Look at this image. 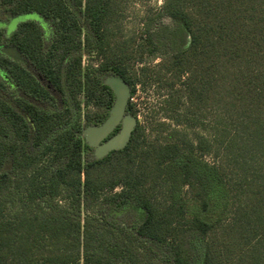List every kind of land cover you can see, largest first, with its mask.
I'll use <instances>...</instances> for the list:
<instances>
[{"label": "trees", "instance_id": "obj_1", "mask_svg": "<svg viewBox=\"0 0 264 264\" xmlns=\"http://www.w3.org/2000/svg\"><path fill=\"white\" fill-rule=\"evenodd\" d=\"M119 5L0 0V21L38 18L0 27V264H264V0H165L156 18L177 27L163 36L150 19L139 57L111 43ZM94 54L103 62L84 67ZM145 54L164 61L140 78L131 60ZM111 75L131 86L126 113L138 82H158L167 118H211L214 144L150 139L138 122L125 148L96 158L83 129L108 117Z\"/></svg>", "mask_w": 264, "mask_h": 264}, {"label": "rangeland", "instance_id": "obj_2", "mask_svg": "<svg viewBox=\"0 0 264 264\" xmlns=\"http://www.w3.org/2000/svg\"><path fill=\"white\" fill-rule=\"evenodd\" d=\"M165 0H120V13L116 20L110 24L109 28L112 33L111 43L114 47L129 48V51L134 53L135 57H139L138 50L147 40L148 21L155 19L149 25L150 31L168 35V28H176L177 24L169 17L156 18L158 11ZM28 19H38L35 14H23L11 18L9 21H0V27H5L11 33L16 29L19 22ZM179 36H177L178 39ZM132 58L131 73H137V76L142 78L140 69L144 66L150 67L159 71V65L164 61V56L158 54L155 57H150L147 54L143 57V61L139 58ZM103 59L96 54L93 56H85L83 59L84 67H97ZM167 89L161 87L158 82L142 84L137 83L136 93L132 98L136 105V119L144 128L148 138L172 137L178 139L184 145L197 146L201 137H204L207 142L214 144V128L213 122L207 120L204 124H194L186 122L184 114H178L177 118L181 123L167 118L165 111L162 110V101L166 98ZM88 110H96L94 105H84L83 112ZM183 113V112H181ZM166 123L169 126L163 129L158 124ZM203 159L213 163L219 160L213 151H206ZM121 187H118L114 192H119ZM168 185L166 182H161L153 191V199L158 205H165L168 197ZM187 197H191L187 192Z\"/></svg>", "mask_w": 264, "mask_h": 264}, {"label": "water", "instance_id": "obj_3", "mask_svg": "<svg viewBox=\"0 0 264 264\" xmlns=\"http://www.w3.org/2000/svg\"><path fill=\"white\" fill-rule=\"evenodd\" d=\"M1 51L14 60L24 61L21 51L15 46H5ZM105 83L113 89L115 95L109 115L103 123L86 126L83 130L85 141L95 149L98 159L114 150L125 148L137 126L135 115L126 113L132 95L130 84L117 75L106 77ZM120 124V130L106 140Z\"/></svg>", "mask_w": 264, "mask_h": 264}, {"label": "flooded vegetation", "instance_id": "obj_4", "mask_svg": "<svg viewBox=\"0 0 264 264\" xmlns=\"http://www.w3.org/2000/svg\"><path fill=\"white\" fill-rule=\"evenodd\" d=\"M85 128V127H84ZM84 130V129H83ZM111 136H113L112 134L106 139V140H108ZM106 140H104V142L106 141ZM93 148V147H92ZM94 152H95V149H94Z\"/></svg>", "mask_w": 264, "mask_h": 264}]
</instances>
